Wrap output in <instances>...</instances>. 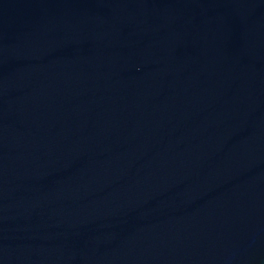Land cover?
<instances>
[{
  "label": "water",
  "instance_id": "1",
  "mask_svg": "<svg viewBox=\"0 0 264 264\" xmlns=\"http://www.w3.org/2000/svg\"><path fill=\"white\" fill-rule=\"evenodd\" d=\"M0 264H264V0H0Z\"/></svg>",
  "mask_w": 264,
  "mask_h": 264
}]
</instances>
